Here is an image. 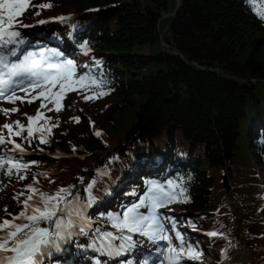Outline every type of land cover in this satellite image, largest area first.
Wrapping results in <instances>:
<instances>
[{
  "label": "trees",
  "instance_id": "obj_1",
  "mask_svg": "<svg viewBox=\"0 0 264 264\" xmlns=\"http://www.w3.org/2000/svg\"><path fill=\"white\" fill-rule=\"evenodd\" d=\"M180 1L171 19L163 13L172 12L175 0L34 2L52 6L39 15L30 10L23 17L27 22L78 15L74 32L88 37L90 54L102 56L110 91L87 102L81 95L65 101L59 127L44 146L66 155L36 153L24 160L38 162L33 174L48 173L36 179L49 194L74 186L86 198L87 184L99 179L94 212L107 208L104 201L117 192L98 170L136 185L139 169L149 165L146 158L160 172L176 167L190 197L177 207L179 218L223 233L205 239L204 254L215 259L227 250L232 264H264V23L243 0ZM48 30L67 29L63 23ZM49 115L55 122L57 114ZM89 118L101 136H93ZM6 179L0 215L5 207L20 208L12 197L33 182L31 175L19 182ZM241 247L250 259L235 253Z\"/></svg>",
  "mask_w": 264,
  "mask_h": 264
},
{
  "label": "snow or ice",
  "instance_id": "obj_2",
  "mask_svg": "<svg viewBox=\"0 0 264 264\" xmlns=\"http://www.w3.org/2000/svg\"><path fill=\"white\" fill-rule=\"evenodd\" d=\"M243 3L264 23V0H243ZM51 6L47 2L36 5L33 0H0V104L13 105L10 108L0 107V115L6 120L0 124V175L18 182L31 175L33 181L12 197L20 210L13 214L5 207V215L0 216V264H44L53 252L61 250L62 243L75 235H87L93 223L86 213L96 202L93 195L97 183L95 178L85 187L87 195L83 201L78 193L73 195L74 186L61 187L49 194L41 191L36 179V175L47 177L48 173L33 174L31 168L38 162L24 160L28 155L25 144L31 147L34 141H38L39 145L51 143L52 130L59 127L58 114L64 110L63 101L69 93L76 92L87 102L102 98L110 91L104 90L107 81L93 75L91 70L81 74L71 59L59 60V52L49 50L45 54L43 49L34 52L21 47L27 41L17 28L29 27L22 23L21 18L32 9H36L33 14L39 15L40 9ZM58 19L70 20L71 16ZM38 23L44 24L46 21L40 20ZM81 48L85 55L90 51L87 42ZM95 64L98 67L100 62L96 61ZM21 92L23 96L18 94ZM88 92L92 95H88ZM36 101L40 103L35 114L20 112L17 102L31 105ZM49 112L57 114L55 122L52 116L47 115ZM17 113L27 120L26 124L20 119H11ZM75 119L79 123V117ZM94 135L99 137L102 133L96 131ZM39 151L43 152L44 149L39 148ZM106 174V171L97 172L98 176ZM83 182V178H80V183ZM146 185V191L138 202L124 207L122 212H109L106 217H101L115 229V233L101 232L97 227L94 230L96 239L89 247L112 259L125 256L138 245L148 243L155 246L153 264H202V250L185 239L173 218L159 212L173 203L190 202L184 179L180 178L179 183L174 179L164 183L151 180L146 181ZM4 187L0 184V191ZM141 209H146V213ZM166 224H171V230L166 228ZM169 231L173 234H169ZM205 234L210 238L223 237V233L216 230ZM160 242L165 243L161 246ZM222 257L227 259V250H222ZM122 264L133 262L125 260ZM142 264H148V260Z\"/></svg>",
  "mask_w": 264,
  "mask_h": 264
},
{
  "label": "rangeland",
  "instance_id": "obj_3",
  "mask_svg": "<svg viewBox=\"0 0 264 264\" xmlns=\"http://www.w3.org/2000/svg\"><path fill=\"white\" fill-rule=\"evenodd\" d=\"M5 121V118H3L1 115H0V122H4ZM113 148V147H112ZM112 148H110L109 150L111 151V149ZM109 151V152H110ZM108 152V153H109ZM112 152V151H111ZM112 156H113V153L111 154ZM256 169H258V168H256ZM96 179V181L98 182V180L99 179H97V178H95ZM261 180H263L264 181V179H261ZM238 256H240V257H242L243 258V260H245V259H250L251 258V254H250V252L247 250V249H245L244 247H241L239 250H237L236 252H235ZM234 260V259H233ZM232 259H231V256H228V260H226V261H222L223 262V264H227L228 262H230V261H233ZM222 262H220V264H222Z\"/></svg>",
  "mask_w": 264,
  "mask_h": 264
},
{
  "label": "water",
  "instance_id": "obj_4",
  "mask_svg": "<svg viewBox=\"0 0 264 264\" xmlns=\"http://www.w3.org/2000/svg\"><path fill=\"white\" fill-rule=\"evenodd\" d=\"M180 5H181V1L180 0H175V6H174V9L172 10V12H167V13H163V17H168L170 16V19L176 14V12L179 10L180 8ZM169 19V21H170ZM168 21V23H169ZM168 23H167V26H168ZM173 53H179V51H174Z\"/></svg>",
  "mask_w": 264,
  "mask_h": 264
}]
</instances>
